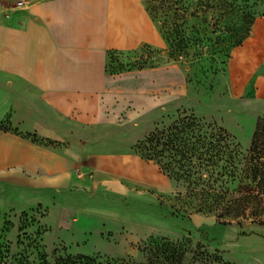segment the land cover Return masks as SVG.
Wrapping results in <instances>:
<instances>
[{"label": "crops", "instance_id": "obj_1", "mask_svg": "<svg viewBox=\"0 0 264 264\" xmlns=\"http://www.w3.org/2000/svg\"><path fill=\"white\" fill-rule=\"evenodd\" d=\"M252 21L216 79L213 105L201 109L236 139L264 118V14ZM165 45L144 0H30L7 10L0 17V122L21 135L0 131L1 187L51 196L62 220L82 213L68 208V196L170 190V178L134 147L158 117L189 103L185 72L173 61L117 74L106 68L111 52ZM35 196L36 207L22 212L45 216ZM123 230L155 235L149 227Z\"/></svg>", "mask_w": 264, "mask_h": 264}, {"label": "rangeland", "instance_id": "obj_2", "mask_svg": "<svg viewBox=\"0 0 264 264\" xmlns=\"http://www.w3.org/2000/svg\"><path fill=\"white\" fill-rule=\"evenodd\" d=\"M16 3L0 0V17L18 8ZM144 7L159 26L165 48L111 52L106 68L117 74L173 61L185 72L189 103L158 117L135 149L169 166L172 188L140 186L139 194L114 197L99 192L72 201L68 196V208L71 203L82 213L62 220L61 204L52 206L51 196L0 185V264H58L79 254L102 264L144 263L146 241L160 238L181 244V264H264V179L254 170L264 158V138L250 152L257 122L264 118L255 120L250 136L241 131L236 139L216 118L201 112L213 105L210 93L216 79L255 15L264 14V0H144ZM169 140L176 141L179 153L163 147ZM176 162L184 167L179 170ZM34 195L44 204L45 216L38 209L22 212L36 207L30 201ZM126 227L139 232L149 227L155 235L135 238L124 232Z\"/></svg>", "mask_w": 264, "mask_h": 264}, {"label": "trees", "instance_id": "obj_3", "mask_svg": "<svg viewBox=\"0 0 264 264\" xmlns=\"http://www.w3.org/2000/svg\"><path fill=\"white\" fill-rule=\"evenodd\" d=\"M251 24H250V27H251ZM250 27H249V30L246 34V37L249 34ZM160 33H161V31H160ZM161 36H162V34H161ZM257 123L258 124L255 128L253 135H252L253 140H252L251 148H250V152H252V153L256 150L257 145L259 143V140L264 138V125H262V123H264V122L259 121ZM187 127H189V126H187ZM187 127H186V129H187ZM0 131H2V132H11L12 131L16 134H20L16 131V129H13L10 127L9 122H0ZM180 133L182 134L183 132H180ZM157 135H160V138L162 137V133H160V132ZM23 137L30 138L34 142L37 141L36 137L34 135H31V134H25V135H23ZM157 139H159V138H157ZM157 139L155 140L156 144L159 143V141H157ZM176 140H178L180 142H182V141L184 142L183 139H176ZM152 141H154V140H152V138H151L150 142H152ZM172 142H174V141H171V140L166 141V143L163 144V147L166 150L179 153L180 150H177L179 148V146L176 145V141H175V143H172ZM138 145H139V143H137L135 145L134 150L137 149ZM139 156L142 158H145L147 160H151V161L155 162L152 158H149L146 156H141V155H139ZM155 163L157 164V166H159L160 170L163 171L170 178V174H169L170 172L167 168L169 166L166 167V165H161L159 162H155ZM176 164L179 166V170H180V168L184 167L179 162H176ZM254 170L256 171V176L259 175L260 179H264V158L263 157H260L259 162L256 163ZM180 246H181V244L171 243L164 238L149 239L148 241H146V244L142 250V254L144 255V259H145L144 263H135L133 260L132 261L131 260H122L120 262H116V263L113 262V263H106V264H181L183 259H184V257H183L184 251L180 248ZM58 264H102V263H100L95 257H92V256L75 255L73 257L68 256L65 259H59Z\"/></svg>", "mask_w": 264, "mask_h": 264}, {"label": "built area", "instance_id": "obj_4", "mask_svg": "<svg viewBox=\"0 0 264 264\" xmlns=\"http://www.w3.org/2000/svg\"><path fill=\"white\" fill-rule=\"evenodd\" d=\"M30 0H17V7H21L23 6L24 4L28 3ZM263 207H264V204H263Z\"/></svg>", "mask_w": 264, "mask_h": 264}]
</instances>
